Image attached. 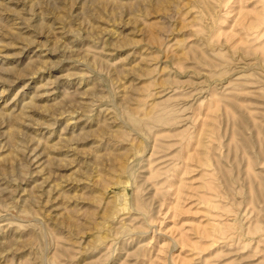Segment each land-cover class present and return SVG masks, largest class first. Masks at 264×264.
<instances>
[{"label":"rangeland","instance_id":"1","mask_svg":"<svg viewBox=\"0 0 264 264\" xmlns=\"http://www.w3.org/2000/svg\"><path fill=\"white\" fill-rule=\"evenodd\" d=\"M0 264H264V0H0Z\"/></svg>","mask_w":264,"mask_h":264}]
</instances>
